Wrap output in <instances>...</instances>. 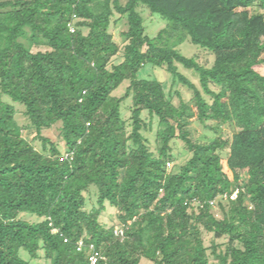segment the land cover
<instances>
[{
    "label": "trees",
    "instance_id": "1",
    "mask_svg": "<svg viewBox=\"0 0 264 264\" xmlns=\"http://www.w3.org/2000/svg\"><path fill=\"white\" fill-rule=\"evenodd\" d=\"M144 6L167 21L155 38ZM187 41L213 55L210 68L181 53ZM262 64L264 0H0V264H29L21 250L90 264L92 246L97 264H264ZM148 66L191 101L176 106L163 82L140 78ZM195 120L214 136L193 141ZM178 142L191 157L171 167ZM108 208L119 226L101 221Z\"/></svg>",
    "mask_w": 264,
    "mask_h": 264
},
{
    "label": "rangeland",
    "instance_id": "2",
    "mask_svg": "<svg viewBox=\"0 0 264 264\" xmlns=\"http://www.w3.org/2000/svg\"><path fill=\"white\" fill-rule=\"evenodd\" d=\"M1 1H7V0H1ZM129 0H122L123 4H126ZM140 14L142 15L144 19V26L146 29V34L151 37L155 38L158 33L164 29L167 26V21H165L161 16L157 14H152L150 10L147 7H142L139 9ZM118 18V17H116ZM127 29L125 20H122L118 26H112L111 32L114 35L115 40L122 46L123 44V39L120 36V33L122 31H125ZM181 53L188 57V58H196L197 61L205 66L210 68L213 63H214V57L213 55L208 52L207 50L202 49L201 47H198L196 45H193L189 41L185 42L183 45H181L178 48ZM45 48H35L33 51L38 52V51H45ZM180 72L186 76L191 82H193L200 90H201V85H200V79L199 76L191 71L185 69L183 66L179 65ZM256 70L260 72L262 75H264V64L259 65L256 67ZM140 78L144 79H154V80H159L163 82L166 86V92L172 94L173 96V101L176 106H179L181 101L184 102H189L193 98V92L190 91L187 87L182 85L179 82H174L173 78L169 73L166 72L164 69H157L153 70L152 67L148 66L144 68L140 74ZM128 83H124L118 91L115 92V96L117 97H122L125 94V91L128 87ZM214 90H218L216 87L212 86ZM202 91V90H201ZM1 93H0V99H1ZM204 97L211 102L210 97L207 95H204ZM4 101L9 102V99L6 97L2 98ZM131 105V102L128 101L126 103V107L124 108L123 115L126 119L130 117V112H129V106ZM18 114H17V120L21 126H26L28 125V120L24 116V108L19 105H15ZM210 124V123H207ZM189 131L191 133V139L193 141L197 142H204L208 137H213L214 134L212 133L211 130H209L205 125H203L200 121L195 120L189 127ZM224 131L226 133L225 136L231 138L232 134L234 133L235 130L229 127H225ZM47 134L52 136L53 138L58 139L59 137V132L57 128H53L50 130ZM25 138L28 140H32L34 138V132L24 133ZM152 139V138H151ZM191 157V154L186 150L185 146L183 143L178 142L176 143V147L174 150V161L171 162V167L173 166H178L181 167L183 166ZM245 176V174H243ZM242 175V176H243ZM243 176V177H244ZM96 202V198H92L89 201V206H93ZM216 213L218 214V217L221 216L219 209H215ZM115 211L112 208H108V210L104 213V215L101 218V221L106 224V226H119V222L116 219L115 216ZM21 218L35 222L36 219L34 217H31L28 214H22ZM204 240H205V245L207 247H210L213 243V235L205 233L204 234ZM224 240L217 241V243H223ZM20 257L28 262L29 264H49V262L44 258V253L43 251L40 252V258L39 259H33L30 257L29 253L25 250H21L20 252ZM141 264H152L149 261H142Z\"/></svg>",
    "mask_w": 264,
    "mask_h": 264
},
{
    "label": "built area",
    "instance_id": "3",
    "mask_svg": "<svg viewBox=\"0 0 264 264\" xmlns=\"http://www.w3.org/2000/svg\"><path fill=\"white\" fill-rule=\"evenodd\" d=\"M71 31L73 32L74 29L71 28ZM236 197H237V193H235L233 195V199H236ZM117 234H119L121 236L124 235L122 230H118ZM66 242H67V240H66ZM83 245H84L83 242H79L78 243V251H81ZM91 251H92V253L90 254V264H97L98 261H99V256L97 255V253L93 252L94 251V247L93 246L91 247Z\"/></svg>",
    "mask_w": 264,
    "mask_h": 264
}]
</instances>
